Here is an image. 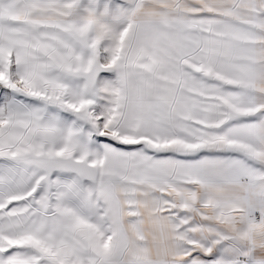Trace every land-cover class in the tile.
I'll return each mask as SVG.
<instances>
[{"label": "snow or ice", "instance_id": "6c2138e0", "mask_svg": "<svg viewBox=\"0 0 264 264\" xmlns=\"http://www.w3.org/2000/svg\"><path fill=\"white\" fill-rule=\"evenodd\" d=\"M0 264H264V0H0Z\"/></svg>", "mask_w": 264, "mask_h": 264}]
</instances>
